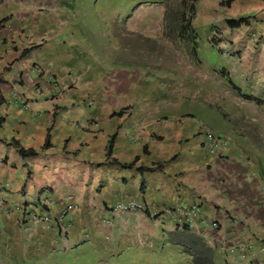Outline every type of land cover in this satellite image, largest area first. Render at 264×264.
I'll return each mask as SVG.
<instances>
[{
  "label": "crops",
  "instance_id": "crops-1",
  "mask_svg": "<svg viewBox=\"0 0 264 264\" xmlns=\"http://www.w3.org/2000/svg\"><path fill=\"white\" fill-rule=\"evenodd\" d=\"M85 2L0 0V259L40 264L63 243L69 252L119 227L141 238L160 224L166 235L182 229L172 217L179 208L200 209L190 231L208 243L239 232L242 220L261 226L233 149L225 158L207 155L196 118L176 116L183 100L163 73L109 67ZM47 197L56 205L72 199L77 209L68 218L81 233L19 222L17 206ZM127 198L138 208L114 212Z\"/></svg>",
  "mask_w": 264,
  "mask_h": 264
},
{
  "label": "rangeland",
  "instance_id": "rangeland-1",
  "mask_svg": "<svg viewBox=\"0 0 264 264\" xmlns=\"http://www.w3.org/2000/svg\"><path fill=\"white\" fill-rule=\"evenodd\" d=\"M226 1L86 0L84 16L109 67L163 73L170 94L183 100L185 112L176 116L194 117L231 139V160L247 177L242 186H250L251 204L264 216V0ZM186 9L188 15L194 13L196 41L179 29L183 21H177ZM242 17L248 22L238 28L227 23L230 18ZM164 228L155 225L152 236L143 234L141 238L133 229H108L91 234L83 247L69 252L63 243L57 255L42 257L39 262L194 264L183 245L171 239L180 236L164 235ZM70 229L81 233L83 228L70 221ZM237 229L239 232L225 240L213 237L209 243L205 241L215 264H264V221L257 227L242 220ZM2 259L0 264L27 261Z\"/></svg>",
  "mask_w": 264,
  "mask_h": 264
},
{
  "label": "built area",
  "instance_id": "built-area-1",
  "mask_svg": "<svg viewBox=\"0 0 264 264\" xmlns=\"http://www.w3.org/2000/svg\"><path fill=\"white\" fill-rule=\"evenodd\" d=\"M45 76V75H44ZM49 83L55 82L51 76H45ZM91 105L94 101L89 102ZM198 135L201 140L202 148L207 155L212 158H224L229 154L232 148L231 139L212 129L206 127L203 123L198 121ZM4 200L0 194V207L3 206ZM138 207V203L131 198L117 201L114 205V210L117 212L131 211ZM76 209V206L70 202L62 207H58L54 199L48 197L40 204H20L16 207V211L21 223L29 222H49L54 226L60 228L62 231L68 230L67 217ZM200 209L197 207L179 208L172 212V217L175 218L180 225L195 228L197 226L196 220ZM216 225V223H213Z\"/></svg>",
  "mask_w": 264,
  "mask_h": 264
},
{
  "label": "trees",
  "instance_id": "trees-1",
  "mask_svg": "<svg viewBox=\"0 0 264 264\" xmlns=\"http://www.w3.org/2000/svg\"><path fill=\"white\" fill-rule=\"evenodd\" d=\"M231 0H227L226 3H230ZM182 3L184 4L185 1H182ZM193 8V12H194V7H190L189 9ZM194 14V13H193ZM193 14L192 15H188L187 14V9L185 11H182L180 13V17L178 19L177 22L179 21H183L179 24V29H182L183 31H186V35H188L189 33L193 36V40L196 41L197 40V33L195 31V28L193 26ZM247 21V18H239V19H235V18H230L227 20V23L230 27L232 28H238L240 26H242L243 24H245ZM182 23H184V27H182ZM185 35V36H186ZM4 119H0V124L3 122ZM49 142L47 140L46 145H48ZM112 149V141L109 144V151ZM21 154L26 155L29 153H33L32 149L29 150H25L23 148L20 149ZM135 163L132 162L130 164L127 165H123L124 167H132L134 166ZM140 169H145L143 167H140ZM169 236L172 235H179L181 239L178 238H173L171 237V239L173 240L174 243L183 245L184 250L191 254V256L193 257V262L194 264H215L214 261V257H213V253L211 251V249L206 245L205 240L200 237L199 235L191 232L189 229H182V230H174L171 232H168ZM184 239V240H183Z\"/></svg>",
  "mask_w": 264,
  "mask_h": 264
},
{
  "label": "clouds",
  "instance_id": "clouds-1",
  "mask_svg": "<svg viewBox=\"0 0 264 264\" xmlns=\"http://www.w3.org/2000/svg\"><path fill=\"white\" fill-rule=\"evenodd\" d=\"M44 74V73H43ZM197 124H198V121H197ZM214 131V130H213ZM217 133V132H216ZM219 134H221V133H219ZM223 135V134H222ZM225 158V157H224ZM74 205H75V203L73 202V201H71ZM60 204H62V203H60ZM4 205V204H3ZM76 206V205H75ZM2 207V206H1ZM0 207V208H1ZM138 208V207H137ZM136 208V209H137ZM76 209H77V207H76ZM75 209V210H76ZM135 209V210H136ZM74 211V210H73ZM72 211V212H73ZM113 211L114 212H116V213H119V212H117V211H115L114 210V207H113ZM131 211H134V210H131ZM121 212H123V211H121ZM69 215H71V214H69ZM18 220H19V218H18ZM71 220L67 217V224H68V230H66L65 232L64 231H62L60 228H58V227H56V226H54L53 224H51L50 223V221L49 222H46V223H40V222H29V223H37V224H43V225H46L49 229H51V228H53L54 230H57V231H60L61 232V234H68V232H69V222H70ZM19 222H20V220H19ZM21 223V222H20ZM215 223V222H214ZM22 224H25V223H22ZM217 224V223H216ZM214 225V224H213ZM181 226V228L182 227H185V226H182V225H180ZM215 226V225H214ZM185 228H188V229H191V228H189V227H185ZM168 234V233H167ZM210 241H211V238H210ZM183 249H184V247H183ZM184 252H186L185 250H184ZM187 253V252H186ZM189 254V253H188ZM191 255V254H190Z\"/></svg>",
  "mask_w": 264,
  "mask_h": 264
}]
</instances>
